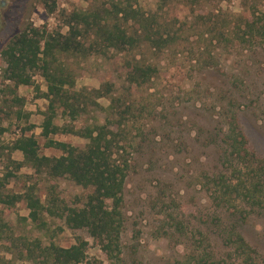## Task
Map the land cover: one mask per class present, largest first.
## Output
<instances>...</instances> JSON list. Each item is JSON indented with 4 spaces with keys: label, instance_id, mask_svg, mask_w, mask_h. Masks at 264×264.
Masks as SVG:
<instances>
[{
    "label": "rangeland",
    "instance_id": "1",
    "mask_svg": "<svg viewBox=\"0 0 264 264\" xmlns=\"http://www.w3.org/2000/svg\"><path fill=\"white\" fill-rule=\"evenodd\" d=\"M120 1L0 0V192L22 195L31 189L44 206L55 199L59 207L78 209L92 192L68 177L51 178L20 165L23 155L12 145L21 136L35 138L39 155L58 158L62 152L49 147V140L84 149L88 140L81 133L105 125L119 134L130 165L118 260H109L86 229L68 228L58 214L43 212L31 221L26 202L19 200L0 204V264H31L21 258L27 244L68 248L77 239L87 242L81 264H242L222 238L232 229L264 264V209L217 206L205 188L207 178L230 173L220 156L232 118L254 156L252 164L264 166V35H245L243 25L246 18H257L264 27V0H124L143 14V25L114 17L112 4ZM44 3H54L52 13ZM83 12L106 16L135 42L120 52L89 32L78 38L81 53L58 57L74 79L72 90L87 97L86 105L80 104L85 112L71 119L58 105L49 111L39 71L30 73L31 85L6 80L1 52L29 26L66 35L71 15ZM149 33L170 42L157 48L146 41ZM136 62L156 70L141 86L127 79L128 64ZM107 83L108 96L97 98L94 91ZM48 115L53 125L78 133L65 130L45 138ZM230 161L244 167L238 159Z\"/></svg>",
    "mask_w": 264,
    "mask_h": 264
},
{
    "label": "trees",
    "instance_id": "2",
    "mask_svg": "<svg viewBox=\"0 0 264 264\" xmlns=\"http://www.w3.org/2000/svg\"><path fill=\"white\" fill-rule=\"evenodd\" d=\"M44 6L48 12H53L54 3L52 7L46 3ZM112 9L115 18L120 16L123 22L132 20L143 25L144 16L132 3L122 0L112 4ZM260 20L246 18L243 23L245 35L263 36L264 27L260 25ZM67 25L69 31L66 35L50 34L29 26L7 44L1 52V58L6 66L5 78L15 86L31 85L33 82L30 73L39 71L47 84L45 97L50 102L49 111L58 105L63 108L62 113L67 109L69 117L75 119L85 112L81 105H86L87 97L83 92L72 90L74 79L59 64L58 57L81 53L84 46L78 38L87 36L89 32L101 44L120 52L131 48L135 39L119 24L109 25L106 16L99 13H73ZM144 31L150 32L148 29ZM146 41L159 48L170 42V39L153 38L149 33ZM139 64H128L127 79L131 84L141 86L154 76L156 70ZM110 91V84L107 83L94 92L98 95L97 98H102L108 96ZM52 119V115H48L43 122L42 136L45 138L65 130L74 132L53 125ZM229 127L228 133L223 136V143L227 148L221 153L220 161L223 166L230 165V173L207 178L205 188L217 206L237 208V203H243L251 209H264V166L256 168L252 164L254 156L247 151V140L235 118L229 122ZM105 128V125L94 126L82 132V136L88 140L84 149L49 140V147L62 152L58 158L39 155L38 143L32 136H21L12 145L13 150L20 151L23 155L20 165L27 164L35 172L43 170L51 178L68 177L83 188H91L92 192L82 208L59 207L55 199H51L50 204L44 206L31 189L22 195L9 196L0 192V204L13 206L19 200H24L29 210V218L33 222L38 221L43 212L52 216L58 214L68 228L86 229L109 260H118L121 253L120 234L124 225L121 212L123 190L130 165L126 148L118 141L119 134L106 131ZM232 158L243 162L244 167H240L241 163L231 165ZM222 238L238 258H241L242 264H258L255 250L235 229L228 231ZM27 246L26 253L21 258L31 264H81L86 261L87 242L82 239H77L68 248L54 243L43 246L38 241L31 245L33 249L30 244ZM211 264L218 263L213 261Z\"/></svg>",
    "mask_w": 264,
    "mask_h": 264
}]
</instances>
